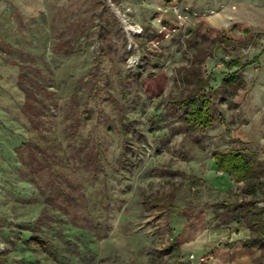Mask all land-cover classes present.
<instances>
[{"label":"rangeland","instance_id":"obj_1","mask_svg":"<svg viewBox=\"0 0 264 264\" xmlns=\"http://www.w3.org/2000/svg\"><path fill=\"white\" fill-rule=\"evenodd\" d=\"M222 35L229 42L202 63L209 85L227 60L257 61L233 103H216L212 125L187 131L170 103L187 87L185 43ZM65 39L89 45L63 53ZM19 64L49 91V131L22 113ZM31 143L56 152L61 189L29 163ZM84 149L97 151V172ZM229 149L264 160V0H172L157 12L141 0H0V264H253L258 248L234 262L222 246L249 234L223 205L243 183L211 157ZM256 199L264 203V177Z\"/></svg>","mask_w":264,"mask_h":264},{"label":"trees","instance_id":"obj_2","mask_svg":"<svg viewBox=\"0 0 264 264\" xmlns=\"http://www.w3.org/2000/svg\"><path fill=\"white\" fill-rule=\"evenodd\" d=\"M163 1L168 3L172 0ZM216 40H219L220 43L216 44ZM229 40L225 35L212 39L202 36L198 40L190 38L185 43L187 46L192 45L194 47V52L189 62L178 68L179 79L186 83L187 87L184 93L172 97L170 103L183 116L184 127L187 131L202 130L211 126L215 118L216 103L224 101L227 104H232L237 92L247 85L243 70L249 64L257 61V56L246 60L238 58L227 60L225 65L228 71L222 75L216 86L209 85L208 79L203 75L202 63L206 57L220 48L223 42L228 43ZM88 45L89 42L87 40L83 44H73L68 39H65L62 44H58L57 49L63 53H70L82 47H88ZM18 80L24 92V100L21 107L23 115L30 122L33 129L49 131V125H44L43 121L47 117L45 108L48 107L46 104L48 89L40 85V79L35 72H31L28 65H18ZM79 151L80 149L76 150L75 154L80 155ZM55 157L56 152L50 151L46 145L31 143L28 146L29 163L35 161L39 170H47L50 176V186L59 190L61 189L58 181L60 180V173L58 171L55 172L53 169L57 163L55 161L57 157ZM211 157L218 171L227 172L234 177L235 181L243 183L244 192L242 196L233 202L223 203L224 210L235 218L237 224L248 228L249 234L242 239V245L256 247L260 250L259 255L252 259L253 264H264V203L258 204L256 199L257 191L262 184V177H264V160L234 149L227 151L214 150L211 152ZM81 159L83 164L89 163L93 166L92 169L95 172L100 168L101 162L97 151L92 152L91 149H84L81 153ZM66 198L73 200L74 197L66 196ZM159 201V199L155 200L152 206H165L168 213H177L180 210L171 201H167L166 204ZM38 221L41 222V219H38ZM36 226L38 228V225ZM30 239L43 249L47 246L44 238L38 235H31ZM226 245L231 246L233 242H228ZM173 246L174 243H169L165 250L169 251ZM174 264H189V262L178 261Z\"/></svg>","mask_w":264,"mask_h":264},{"label":"crops","instance_id":"obj_3","mask_svg":"<svg viewBox=\"0 0 264 264\" xmlns=\"http://www.w3.org/2000/svg\"><path fill=\"white\" fill-rule=\"evenodd\" d=\"M142 5L144 7H147V9L149 8V10H153L157 12V6H161L163 5L165 2L163 0H141ZM213 161V160H212ZM248 234H244L243 238L247 237ZM242 239H241V244H236V241H227L228 242H233V245H235V247L233 245L231 246H227L226 243H224L222 246L225 248H233V254H232V260L234 262L236 261H246L251 254V252L254 250V252H256V247H246L242 245ZM225 258V253L223 250H218L217 251V261H221V259L223 260Z\"/></svg>","mask_w":264,"mask_h":264},{"label":"built area","instance_id":"obj_4","mask_svg":"<svg viewBox=\"0 0 264 264\" xmlns=\"http://www.w3.org/2000/svg\"><path fill=\"white\" fill-rule=\"evenodd\" d=\"M176 12L178 13V10H177V8H176ZM178 16H179V17H181L179 13H178Z\"/></svg>","mask_w":264,"mask_h":264}]
</instances>
